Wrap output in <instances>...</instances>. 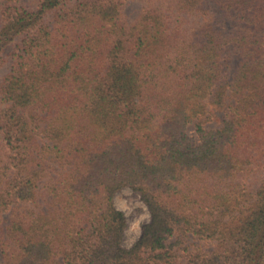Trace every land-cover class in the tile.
<instances>
[{"label":"trees","instance_id":"obj_1","mask_svg":"<svg viewBox=\"0 0 264 264\" xmlns=\"http://www.w3.org/2000/svg\"><path fill=\"white\" fill-rule=\"evenodd\" d=\"M124 1L0 0V264H264V0Z\"/></svg>","mask_w":264,"mask_h":264},{"label":"rangeland","instance_id":"obj_2","mask_svg":"<svg viewBox=\"0 0 264 264\" xmlns=\"http://www.w3.org/2000/svg\"><path fill=\"white\" fill-rule=\"evenodd\" d=\"M207 4L209 0H206ZM19 3L28 9L35 10L39 6L40 0H19ZM148 5V0H125L122 12H121V20L124 23H131L133 20L142 12V10ZM213 12V11H212ZM200 14V13H199ZM212 14V15H211ZM209 16H213L215 13H211ZM178 13L171 14L170 19H174L178 16ZM201 15V16H200ZM196 16V14H186L182 15L184 19V25H191L196 21H199L202 17V14ZM207 16V17H209ZM1 25V19H0ZM13 47V43L8 44L4 48V53L8 55L11 52ZM233 70L232 72L235 73V69L238 65L240 54L237 49L234 50L233 53ZM10 69V59L5 62L3 65L0 66V85L3 80V76L9 71ZM4 103L1 101L0 98V110L4 107ZM209 119L206 123L207 128H216L222 124L223 118L225 117V110L224 109H217L215 107H209ZM188 131L191 135L197 139V135L195 132V127L191 124L188 128ZM115 203L117 207L123 209L128 217L129 227L126 232V244L130 246L134 243L141 233V226L142 223L147 221L150 217L149 211L147 206L141 200V197L138 193L134 192L130 187H125L118 191L115 195Z\"/></svg>","mask_w":264,"mask_h":264}]
</instances>
